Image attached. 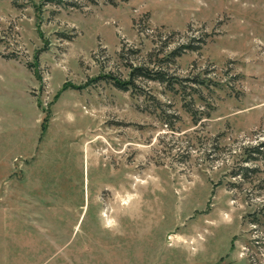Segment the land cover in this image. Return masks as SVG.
<instances>
[{
    "label": "rangeland",
    "instance_id": "374dc122",
    "mask_svg": "<svg viewBox=\"0 0 264 264\" xmlns=\"http://www.w3.org/2000/svg\"><path fill=\"white\" fill-rule=\"evenodd\" d=\"M108 1L0 0V264H264V0Z\"/></svg>",
    "mask_w": 264,
    "mask_h": 264
},
{
    "label": "trees",
    "instance_id": "16d2710c",
    "mask_svg": "<svg viewBox=\"0 0 264 264\" xmlns=\"http://www.w3.org/2000/svg\"><path fill=\"white\" fill-rule=\"evenodd\" d=\"M47 1H55V0H47ZM91 2H95L96 0H89ZM109 3L115 5L116 1L115 0H109ZM74 5V4H73ZM159 72H157L158 76H151L149 69L147 67L144 66H134L133 70H132V76L135 77H140V76H147V77H156L154 79L159 80V81H167L165 75L163 73L158 74ZM117 86L124 89L126 88V84H130L131 80H129L128 82H121V81H117ZM76 88H82L83 86H75ZM260 146H264V143H262V145H258L254 151L256 152H260Z\"/></svg>",
    "mask_w": 264,
    "mask_h": 264
}]
</instances>
